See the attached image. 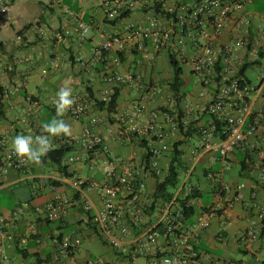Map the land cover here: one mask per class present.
Masks as SVG:
<instances>
[{"label":"built area","instance_id":"1","mask_svg":"<svg viewBox=\"0 0 264 264\" xmlns=\"http://www.w3.org/2000/svg\"><path fill=\"white\" fill-rule=\"evenodd\" d=\"M254 1L102 0V11L108 20L118 17L123 9L151 4L150 13L143 22H131L124 35L108 34L93 47L87 69L94 74L93 67L105 54L107 61L101 75L108 86L100 91L97 98L88 92L73 93L76 104L67 113L76 121L86 118L87 124L78 137L59 138V145L65 142L79 149L85 154V160L96 161L99 153L104 154L105 177L96 180L76 173L62 175L57 179L63 188L54 190L45 202L32 207L17 205L8 214L0 212V264H13L8 248L16 243H25L28 237L37 244L51 246L50 264H229L226 259L201 251L196 246V239L209 227L212 217L220 215L225 224L228 223L238 202L247 214L253 212L238 238L243 247L250 249L264 220V204L257 200L256 183L247 197L240 191L229 197L226 194L230 188L207 173L205 178L209 184L219 185L213 191V201L204 206L200 197L187 196L192 188L198 187L189 182L197 160L210 156L215 161H222L228 169L230 163L227 159L236 151L247 152L251 157L255 155V160L252 158L250 161L253 162V172L257 183L264 185V24L257 22L259 15L249 10ZM10 6L11 0H0V28L10 23L7 17ZM64 11H67L65 6ZM35 28L44 40L61 42L74 33L78 46L83 45L90 30L82 20H77L73 27H59L55 32L37 24ZM22 38V34H16L19 42ZM113 44L117 45L116 50ZM150 47L155 52H168L179 64H189L200 83L213 87L206 95L204 92L200 94L205 96L203 111L210 115V119L203 125L194 126L192 108L185 98L186 114L178 116L177 121L169 110L162 113L172 125L170 131H166L154 118L140 126L135 120L145 111L146 105L141 101L133 103L118 117L117 128H107V131L121 143L131 136L144 139L149 156L143 158V148L139 161L131 157L116 167L115 157L109 155L107 144L95 130L101 118L94 111V106L96 101L108 103L116 85L136 86L144 92L154 91V86L149 83L139 82V78L117 69L121 64L117 53L132 50L147 59ZM187 49L191 52L188 53ZM18 62H25L28 70L34 64L30 58H19ZM50 63L58 65L55 60ZM244 67L255 70L253 81L246 71L244 74L240 72ZM20 87L21 83L4 85L0 77V116L10 112L12 124H24L33 130L34 136L38 135L36 103L27 102L23 117L14 113L16 105L12 98ZM169 105L173 107L172 102ZM2 122H5L4 118ZM191 125L192 134L185 139L195 134L197 146L190 167L169 200L155 199L157 182L164 178L154 177L163 174L159 158L169 153L170 145L176 142L170 135L178 133L183 137ZM6 126H1L0 130V187L7 172L25 174L32 168L30 164L18 162L10 145L12 125ZM59 145L58 141L54 143V149ZM79 159L78 155L68 157L69 162ZM44 180L48 181L47 178ZM92 193L96 195L97 202L91 197ZM74 206L82 211L97 241L107 246V254L95 257L77 255L82 236L76 228L63 231L65 220ZM191 207L195 211L191 218H187V209ZM24 216L33 217L34 221L26 225ZM36 220L58 222V227L42 234L36 228ZM223 232L220 228L217 235L225 241Z\"/></svg>","mask_w":264,"mask_h":264},{"label":"crops","instance_id":"2","mask_svg":"<svg viewBox=\"0 0 264 264\" xmlns=\"http://www.w3.org/2000/svg\"><path fill=\"white\" fill-rule=\"evenodd\" d=\"M38 2L42 3L41 0ZM101 3L102 0H48V3L44 5L45 8L47 7L48 16L46 17L40 14L33 16L31 19H29V17L27 18V15L30 12L29 6H26L27 8L22 7L18 10H12L10 8L8 14L10 23L8 28H0V77L1 82L4 85L21 83L19 92L12 98L16 105L14 112L16 115L23 117V108L28 101L32 100L37 105L36 109L38 110L39 115H41V121L42 119L50 121L55 116V113L48 112L50 114H47L48 117H46L42 108L47 105L50 108L55 109L53 100L55 99L56 92L54 93L52 90L46 89L43 84L37 85L34 91H29L27 89L29 79L36 76V69L40 65H48L55 68V72H57L56 87L61 88L65 84L70 85L73 89V93L83 94L87 91V87H90L92 93H94V97L97 98L100 91L108 86H106L97 74H92L91 71H89L90 69H87L86 63L92 56L93 47H95L108 34L124 35L126 26L129 23L143 22L148 13H150L148 10L151 4L143 3V5H134L130 8V12L126 18L121 19L114 24H110L104 17ZM260 4L261 1L255 0L249 6V10L256 12L262 18V14L257 12V8ZM64 6L67 7V11L63 10ZM260 16L258 18H260ZM77 20H82L87 23L93 33L87 36L86 41L82 46H78L74 33H72L65 41L61 42L54 39L44 40L39 37L37 28H35V23L39 22L38 24L40 27H47L51 32H55L62 26L73 27ZM17 23L18 25L16 26ZM22 29L23 32L20 34H22L23 38L22 41L19 42L16 39V34ZM113 49H117L116 44H113ZM187 52L190 53L191 51L187 49ZM168 55V52L164 51L155 52L151 47L149 48V56L147 59L142 58L140 53L132 50H127L122 53L121 64L117 68L118 71L123 74L131 75L134 78H139V82L146 83L147 85L149 83L151 86H154V91L144 92L136 86H121L119 89L116 111L112 114H108L104 110L99 111L101 122L95 130L103 137L107 144L109 155L115 157L114 164L116 167L125 163L131 157H134L136 161H139L143 151V147L139 145V138L131 136L129 140L121 143L107 131V128H113L114 130L117 128L119 123L118 117L127 112L133 103L141 101L146 105L145 111H143L135 120L140 126L146 125L148 120L154 118L166 131H170L172 125L163 117L162 113L163 111L169 110L170 114H172L177 121L178 116L182 117L186 114V108L183 105V100L185 98L189 100L190 107L192 108L191 114L194 126L203 125L210 119V115L203 111L205 96H201L200 94L204 92L206 95L207 92H211L213 88L212 86L200 83L198 79L195 78L191 88L185 86L186 90L182 92L180 101L177 104L175 103L172 94H167L166 89L169 88L171 72ZM19 58H30L33 60L34 64L32 68L28 70V66L25 62H18ZM51 60H55L58 65L52 66L50 63ZM180 66L183 70L182 79L186 74L195 76L193 72H191L189 64H180ZM47 76L48 73L44 74L41 80H45ZM170 102H172V108L169 105ZM12 117V113L10 112L6 115L3 113L2 116H0V122L2 124L0 125V130L2 129L1 126L9 124L11 127L12 125V129L10 130V145L12 138L18 134H31L34 136L33 130L28 129L24 124H12ZM3 118L5 119V122H2ZM63 119L72 126L71 137H78L83 127L87 124L86 118L76 121L72 119L68 113L65 114ZM76 127H78L77 130L75 129ZM172 136L176 138V141L184 139L183 144L180 146L181 149L184 146H191V144H194L191 142L193 138L197 141L195 134L188 139L183 138L178 133L170 135L171 138ZM59 138L60 137L53 138L52 143L54 144L58 141L59 145V141H61ZM196 146L197 143L193 145L192 149L189 148L188 154H182L181 157L185 167L182 168L181 176H183L184 172L190 167L191 157L195 155L194 148H196ZM67 154L68 157L78 155L81 157L82 162H91L90 160L84 159L85 154L79 149L73 148ZM169 156V153H165L159 158V163L163 169L167 167L170 161ZM252 158L254 161L255 155ZM97 159L105 166L103 162L105 159L104 154L99 153L96 160ZM62 162V166L65 167L66 172L79 174L77 167H72V162H69L68 158ZM227 162L230 163L228 169L224 167L222 161H215L210 156L202 157L197 160L192 172V175L195 174L194 176L197 177V181L200 184L199 186H196L200 189L202 188V191L205 189L208 194L213 196V190L211 189L212 182L209 184L208 179L205 178L207 177V173H211L212 177L217 181H220V183H223L230 188L226 194L227 196L231 197L233 194L237 193L236 191H240L244 197H247L252 189V185L256 183L257 200L261 204H264V185L260 183L258 184L257 177H255L254 174H251L253 172V162L249 163V169L245 172L239 171V160L236 158L235 154L231 155L227 159ZM198 165L201 166L198 167ZM204 170H207L206 175L203 174ZM62 175L60 168L53 164H44L39 167L32 165L31 171L25 174L7 172L0 189L11 186L15 188L14 190L21 189V193L19 191V195L12 197L8 205L0 206V212L8 214V212L17 205H28L32 207L45 202L51 198L54 190L63 188L64 185H62L57 179ZM86 177L94 178L92 175ZM104 177L105 174L103 172L101 173V177L96 180H102ZM44 178H47L48 181L46 182ZM149 187H152L151 181L149 182ZM91 197L97 202V197L94 193L91 194ZM252 214L253 212L247 214L244 211L241 202H238L231 213V218L228 223L225 224V219L220 215L212 217L209 227L197 237L196 246L204 252L203 245L212 240L220 242L222 245H226L229 241V234H232L236 243L239 245L238 249H241L242 244L238 238L240 233L246 228L248 219ZM24 218V223L27 222L26 225H29V223L34 221L33 217L24 216ZM35 222L36 228L42 234L48 231H53L58 227V222L43 223L39 220H36ZM225 225H229L231 228L229 229ZM70 228L77 229L83 238L82 243L85 240L96 239L90 226L85 222L82 211L78 206L72 208L70 214L65 220L63 231L66 232ZM220 228H223L224 236L226 237L225 241L221 240L217 235ZM20 229L23 231L24 227H20ZM258 240L251 245L248 253L244 254H247L250 257L253 255L255 256L254 250L259 247ZM16 245L21 249L26 250L27 255L24 256L22 253L18 252L16 250ZM81 245L77 249V255L80 257H84V254L91 255L89 251L82 250ZM8 253L13 264H50L51 262V246L37 244L32 237H28L25 243L11 245L8 248ZM249 260L250 259L239 261L240 264H249Z\"/></svg>","mask_w":264,"mask_h":264},{"label":"trees","instance_id":"3","mask_svg":"<svg viewBox=\"0 0 264 264\" xmlns=\"http://www.w3.org/2000/svg\"><path fill=\"white\" fill-rule=\"evenodd\" d=\"M12 3H13V0H11V5H12ZM63 10H64V7H63ZM129 12H130V9H123L120 11L118 17H116L113 20H108V19L107 20L109 21L110 24H114L115 22L126 18L129 14ZM38 23L39 22H36L35 24H37L39 26ZM22 32H23V29L20 30L19 32H17V34H20ZM117 55H119L120 60H121L122 54L117 53ZM104 56H106V55L104 54ZM104 56L102 57L100 62L96 63V65L93 67V69L95 70L94 74H97V76L100 77L107 86L108 83L103 79V76L101 75V73H102L101 69L103 68L104 64L107 61V56L106 57H104ZM91 59L92 58H90L89 61H91ZM89 61L86 63L87 66L89 65ZM168 62H169L170 68H171L169 88L172 92V97L175 100V103L177 104L180 101V97H181L182 92L184 90H186V87H185L183 79H182L183 70L179 64V61H177L173 55H170V54L168 55ZM245 71H246V67L241 69L240 72L244 74ZM119 89H120V86H118V85L114 86V91H113V93L111 95V99L108 103L96 101L95 106H94V111H96L98 114H99L100 110H104L108 114L114 113L116 111V107H117V102H118V97H119ZM86 90H87L86 92H88L91 97H94V93H92V89L90 87H87ZM94 98H96V97H94ZM30 102L35 103L32 100H30ZM176 106H178V105H176ZM42 111L44 112V114H46V117H48V115L50 114L48 112L55 113V109H52L47 105H45L42 108ZM45 121H49V120H43L42 119V121H41V115H39V128L36 130L37 133H40L41 125ZM219 126H220V124L217 123V127H219ZM190 128L191 129H188L187 132L183 133V138H187L189 135L192 134V131H193L192 125L190 126ZM60 138H66V136H60ZM183 140H178L172 144V146L169 150L170 161H169L167 167H165L164 174H162L161 176H154V177H164L163 180L157 182L155 199L169 200L173 196L175 189L178 187V185L181 182L180 174L182 172V168L185 167L184 162L182 161V157H181L183 154V151L180 148V146L183 144ZM139 145H141V147L144 148L143 158L147 159L149 156V152H148V146L146 144V141L144 139H140ZM71 149H73V148L71 146L67 145L65 142L63 144H60L58 146V148H55L54 151L49 152V154L43 158L44 163L42 165L53 164V165L60 168L63 175L64 174L65 175L71 174V173L66 172L65 167L62 166V163H63L62 161H63L65 154L68 153ZM234 154H235L236 158L239 160V166H240L239 171L245 172L246 170H248L249 169V163L252 159L251 155L248 154L247 152H244V151H236ZM206 173H207V170H204L203 174L206 175ZM181 177H184V174ZM57 185H58V183H57ZM218 186H219L218 184H214V185H212L211 189L213 191H215L218 189ZM213 191H212V193H213ZM203 193L204 192L200 188L194 187V188H192V190L189 193V195L187 196V198H193V197H200L201 198ZM194 211H195L194 207L187 209V212H186L187 218H191ZM223 235H224V232H223ZM263 235H264V220H263V226L258 233L257 240L260 239ZM16 250L18 252L22 253L24 256L27 255L26 250L21 249L17 245H16ZM239 250L242 251L243 253H248V251H249V249H246L243 246ZM90 256H92V255H87V257H90ZM251 259L256 260L254 255L251 257ZM227 261H229L230 263H233V264H240V261H234L231 259H228ZM249 264H252V261H250ZM260 264H264V259L261 261Z\"/></svg>","mask_w":264,"mask_h":264},{"label":"rangeland","instance_id":"4","mask_svg":"<svg viewBox=\"0 0 264 264\" xmlns=\"http://www.w3.org/2000/svg\"><path fill=\"white\" fill-rule=\"evenodd\" d=\"M39 0H14V3H12V7L10 6V8L12 10H18L22 7H26L29 6L30 7V12L27 15V18L29 17V19H31L33 16L36 15H40L42 14L43 16H48V11H47V7L45 8V4L48 3V0H41L42 3L38 2ZM261 1L260 6L257 8L258 11L262 14V18L260 16V18L257 19V21H259L260 24H264V0H258ZM9 8V11H10ZM27 8V7H26ZM11 10V11H12ZM9 12L7 13V17H8ZM10 22V20H9ZM9 25V24H8ZM8 25L2 27V28H8ZM18 25V23L16 24V26ZM92 33V29L89 30L88 32V36ZM185 68V67H184ZM56 69L52 68L51 66H43L40 65L37 67L36 69V76H34V78L29 79V83L27 85V89L29 91H34L35 87L39 84H43L46 89L52 90L54 93L57 92L60 88H57V77H56V73L55 72ZM48 73V76L45 80H41L42 76L44 74ZM254 74H255V70L252 69H247L246 70V75L253 81L254 80ZM195 76L193 75H189L186 74V76H184V84L187 88H191L193 85V80H195ZM167 88V87H166ZM167 94L170 95L171 90L170 88H167ZM76 130L78 129V127L75 128ZM77 132V131H75ZM176 139V138H175ZM192 143L196 144L197 141L195 140V138H193L191 140ZM191 144V146H184L182 148L183 154H188L189 153V148L192 149L193 145ZM171 147V145H170ZM68 158V154L66 153L63 161L67 160ZM184 158V157H183ZM185 159V158H184ZM201 165H198V167H200ZM72 167H77V171L79 173L80 176L82 177H86L88 175H92L95 179H99L101 177V173L104 172L105 170V166L101 164V162L97 159L96 161H91V162H82V159L80 157L79 160H77L76 162H72ZM163 174L165 172V169H163ZM251 174H254V172H252ZM195 174H193L191 177H189V182H192L193 184L196 185H200L197 181V177L194 176ZM255 175V174H254ZM184 179L183 177H181L180 174V180ZM15 188L13 187H8V188H2L0 189V206L3 205H8L10 203V200L12 197H15L16 195H19L21 193V189L20 190H14ZM202 189V188H201ZM14 190V191H12ZM20 191V193H19ZM203 195L200 198L201 204L205 205V204H210L213 201V196L211 194H208L205 189H203ZM224 226V225H223ZM229 229L231 228V226H227ZM259 241V247L257 249H255L254 254L256 257V260L251 259L250 256H248L247 254L242 253L241 251H239L238 247L239 245L236 243L234 236L232 234H229V241L226 245H222L220 244V242H217L215 240L209 241L207 243H205L203 245V249L207 252H209L210 254H212L213 256L217 257V258H225L226 260L231 259L234 261H239V260H243L246 261L248 259H250L249 261H252V264H260L261 261L264 259V235L258 240ZM81 249L82 250H87L90 252V254L92 256H98V255H102L108 252V248L107 246L101 244L100 242H98L95 238L91 239V240H85L82 245H81ZM84 257H87L86 254H84Z\"/></svg>","mask_w":264,"mask_h":264},{"label":"clouds","instance_id":"5","mask_svg":"<svg viewBox=\"0 0 264 264\" xmlns=\"http://www.w3.org/2000/svg\"><path fill=\"white\" fill-rule=\"evenodd\" d=\"M55 116L41 125V134H18L11 140V148L21 164L41 166L43 158L54 151L52 139L60 136H72V126L63 117L76 104L73 89L65 84L57 92L53 100Z\"/></svg>","mask_w":264,"mask_h":264}]
</instances>
